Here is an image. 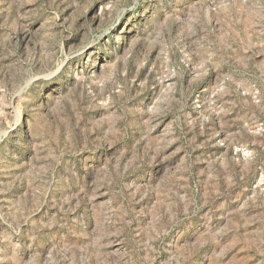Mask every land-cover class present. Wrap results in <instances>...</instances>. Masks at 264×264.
I'll return each instance as SVG.
<instances>
[{
  "label": "rangeland",
  "instance_id": "obj_1",
  "mask_svg": "<svg viewBox=\"0 0 264 264\" xmlns=\"http://www.w3.org/2000/svg\"><path fill=\"white\" fill-rule=\"evenodd\" d=\"M0 264H264V0H0Z\"/></svg>",
  "mask_w": 264,
  "mask_h": 264
}]
</instances>
